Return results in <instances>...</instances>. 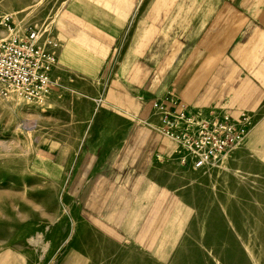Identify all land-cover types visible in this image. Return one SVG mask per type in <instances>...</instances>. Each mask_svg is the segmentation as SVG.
Returning <instances> with one entry per match:
<instances>
[{"label":"rangeland","instance_id":"obj_1","mask_svg":"<svg viewBox=\"0 0 264 264\" xmlns=\"http://www.w3.org/2000/svg\"><path fill=\"white\" fill-rule=\"evenodd\" d=\"M66 2L0 0V11L17 32L55 38ZM85 81L35 100L3 96L0 81V264H264V148L254 150L264 121L254 151L241 141L223 163L194 168L115 78ZM109 190L117 220L106 217ZM162 192L174 217L146 249L135 238Z\"/></svg>","mask_w":264,"mask_h":264},{"label":"crops","instance_id":"obj_2","mask_svg":"<svg viewBox=\"0 0 264 264\" xmlns=\"http://www.w3.org/2000/svg\"><path fill=\"white\" fill-rule=\"evenodd\" d=\"M50 33L60 42L50 72L53 86L71 78L89 83L115 78L136 100L139 119L159 117L152 109L157 101L171 116L214 109L251 118L239 150H253L250 144L259 140L264 0H67ZM261 148L264 140L254 150ZM117 190L102 196L110 203L108 220L121 217V211L110 209L120 199ZM165 195L149 204L145 226L136 235L146 249L158 247L153 242L166 235L174 217L175 200ZM126 217L134 220L133 212Z\"/></svg>","mask_w":264,"mask_h":264},{"label":"built area","instance_id":"obj_3","mask_svg":"<svg viewBox=\"0 0 264 264\" xmlns=\"http://www.w3.org/2000/svg\"><path fill=\"white\" fill-rule=\"evenodd\" d=\"M11 15L0 11V80L1 94L10 90L26 100L39 99L53 87L50 72L56 64L60 42L36 28L15 31ZM152 109L159 114L160 133L174 144L180 161L200 168L234 149L251 124L247 115L233 117L214 109L171 116L160 101Z\"/></svg>","mask_w":264,"mask_h":264},{"label":"bare ground","instance_id":"obj_4","mask_svg":"<svg viewBox=\"0 0 264 264\" xmlns=\"http://www.w3.org/2000/svg\"><path fill=\"white\" fill-rule=\"evenodd\" d=\"M15 30H16V27H15ZM0 81H1V80H0ZM43 94H45V93H43ZM43 94H42V96H43ZM11 95H12V96H13V95L19 96V95H18L16 92H14L13 90H10V93H9L7 96L11 97ZM42 96H41V97H42ZM250 125H252V123H251ZM249 127H250V126H249ZM248 129H249V128H248ZM248 129L246 130V132L248 131ZM246 132L243 134V136H242L240 142L238 143V145H237L234 149H236V148L239 147V145L241 144V141H242V142L244 141V137H245ZM240 147H241V146H240ZM234 149H231V150L227 151L225 154H223L221 157H219V159L216 158V159H214V160H210V161H208L203 167L208 166V165H210V166H215V165H217V164H221V163H223V161L226 160V159L228 158L229 153H230L231 151H233ZM227 154H228V155H227ZM226 155H227V156H226ZM220 158H221V159H220ZM212 163H213V165H212Z\"/></svg>","mask_w":264,"mask_h":264}]
</instances>
